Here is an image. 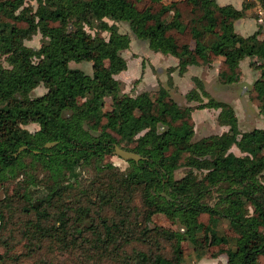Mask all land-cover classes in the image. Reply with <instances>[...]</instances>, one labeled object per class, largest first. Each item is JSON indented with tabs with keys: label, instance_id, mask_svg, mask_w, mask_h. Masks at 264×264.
Listing matches in <instances>:
<instances>
[{
	"label": "trees",
	"instance_id": "1",
	"mask_svg": "<svg viewBox=\"0 0 264 264\" xmlns=\"http://www.w3.org/2000/svg\"><path fill=\"white\" fill-rule=\"evenodd\" d=\"M28 1L0 0V57L6 61L0 63V178L19 164L24 153L40 160L54 182L47 195L23 208L34 217L21 230L26 254L57 249L76 259L74 264H92L91 260L184 264L181 244L194 240L198 227H204L211 246L228 243L224 234L209 228V221L217 216L240 231L234 246L224 249L227 264H258L264 255V128L240 130L233 107L209 98L204 106L219 108L218 121L227 129L196 145L189 142L190 106H180L163 87L153 97L146 91L125 96L111 113L103 111L104 98L120 90L114 75L126 68L121 52L129 37L115 21L105 19L116 14L125 20L136 17L132 27L136 36L154 51L177 57L180 71L192 57L197 60L207 51L223 57L219 77L231 83L239 76L241 61L252 58L260 68L256 97L264 96V29L259 24L247 36L234 31V21L249 13L255 0H245L240 9L215 0H34L35 5ZM182 5L189 9L185 17ZM166 12H172L169 20ZM103 30L107 36L99 32ZM36 32L43 38L41 45H26L24 40ZM70 61H92L91 74L70 67ZM40 83L46 92L32 97L30 91ZM186 97L201 100L194 89ZM32 121L39 125L36 131L21 127ZM50 141L55 143L45 146ZM122 141L133 142L126 148L143 156L139 161L129 159L133 170L119 184L132 185L131 180L136 186L142 184V207L130 206L123 189L112 185L101 189L105 184L97 177L83 191L86 205L66 202L60 208L55 197H61L59 180L65 171L110 153ZM232 145L241 154L233 153ZM181 164L204 172L198 178L189 168L182 178L173 179ZM221 184L226 185L219 198L222 205L203 201ZM5 203L0 200V228L5 223ZM247 203L253 206L251 214L246 212ZM113 212L117 218L110 215ZM159 213L176 217L184 230L153 223V215ZM205 214L207 224L201 221ZM76 215L80 218L74 219ZM6 241L0 237V246ZM162 241L170 242V254L164 253ZM9 249L10 243L0 251V264L11 260Z\"/></svg>",
	"mask_w": 264,
	"mask_h": 264
},
{
	"label": "rangeland",
	"instance_id": "2",
	"mask_svg": "<svg viewBox=\"0 0 264 264\" xmlns=\"http://www.w3.org/2000/svg\"><path fill=\"white\" fill-rule=\"evenodd\" d=\"M171 0H163L168 3ZM262 13L258 12V8L250 13L256 18L262 17L261 26H264V0H260ZM28 2L35 5L34 0ZM26 4V3H25ZM182 14L189 13L188 7L182 5ZM172 12H166L164 16L169 20ZM185 17V16H184ZM108 23L115 21L118 30L122 33H127L129 37L128 46L122 50L121 55L126 60V68L115 74L114 77L119 81L120 90L115 96H106L103 100V111L111 113L113 105L118 103L121 98L125 96H135L136 94L146 91L152 97L157 94V91L163 87L167 90L169 96L175 100L180 106H190V121L193 125V135L189 142L199 145L201 141L212 135L220 134L227 129L226 125L220 124L218 121L219 108L204 106V103L209 98L217 101L229 103L237 116L240 130H250L254 127L264 128V96L256 97L255 87L260 74L259 64L252 58H245L239 65V76L236 81L231 83H224L220 77L219 72L222 69V56L209 55L205 52L203 57L191 58L190 63L187 64L183 71H180L177 57L164 54L159 51L151 49L146 40L139 38L133 32L132 27L137 24V18L129 20L121 19L118 14L112 17H105ZM94 26L96 23H93ZM88 29V28H87ZM260 29V28H259ZM91 33L97 31L96 28L88 29ZM103 36H107V31H99ZM43 38L41 33L36 32L30 38L25 39L24 43L30 47L38 48L41 45ZM193 42V41H192ZM193 45V43H192ZM0 63L6 65L3 56L0 57ZM69 66L72 68H79L87 74L92 72V61H70ZM194 89L201 100H189L186 93ZM47 88L43 83L38 84L30 91V95L38 96L45 93ZM14 126V125H13ZM31 132L36 131L39 125L32 121L25 125H21ZM160 129L163 126L159 127ZM2 135V132L0 133ZM180 142V141H179ZM177 142V143H179ZM181 144V142L179 143ZM123 147L130 148L134 145L133 142L120 143ZM264 154V144H263ZM230 150L235 154H241L235 145H232ZM186 154H184L185 156ZM180 161L183 163L184 157ZM191 168L188 165L181 164L173 171V179L182 178L186 172ZM193 173L200 178L204 170L191 168ZM133 170L132 164L122 157L110 153L102 157H94L89 162L83 163L74 167L70 171H65V176L59 180L62 184L60 189L61 197H55V203L58 206L64 207V203L87 204V198L83 191L89 189V185L99 177V180L104 181L101 189L107 188L106 185H112V189H123L124 199H128L130 206L140 209L143 205L142 194L144 187L142 184L136 186L132 185L120 186V181L128 178V173ZM50 172L42 165L40 160L32 157L29 154H22L19 164L12 169L5 171L2 178H0V200H6L4 210L3 226L0 228V237L6 238V243L0 246V251H5L10 243L9 254L11 260L8 264H74L76 259L69 257L66 251L54 249L52 253L33 252L26 254L24 238L21 236L23 229L28 219L34 218L32 214L25 211L23 208L28 207L30 203H37L43 196L47 195L51 187L54 185L53 179L50 177ZM137 177V176H135ZM124 184V183H123ZM226 185L221 184L214 186L209 193L203 197V201L210 205L220 206L223 204L219 200L222 196ZM59 189V190H60ZM166 189H170L166 187ZM162 189L161 192H165ZM57 199V201H56ZM246 212L251 214L253 206L249 203L245 205ZM50 210V209H49ZM55 208H51L54 211ZM117 218V214L113 212L110 214ZM55 214L49 217V221H53ZM80 216H74V219H79ZM88 220V219H87ZM86 220V222H87ZM89 220H94V215L89 216ZM203 223H208L207 214L201 218ZM152 222L163 225L171 229L184 230V226L180 224L178 219L174 216L165 214L153 215ZM209 228L215 229L219 234H224L227 239V244H220L211 246L208 240L204 237L206 230L204 227H198L195 230V235L192 237L194 244L197 245L198 252L192 246L193 243L185 242L181 244L180 251L184 264H194L198 259V253H207L209 256H219L218 264H227V255L224 249L233 247L240 231L229 222L228 219L222 217H213L209 221ZM207 239H210V232L208 231ZM164 246V253L167 255L172 251L170 242L162 241ZM211 254V255H210ZM19 256L18 259H15ZM68 257V258H67ZM67 258V259H66ZM90 263L95 264L94 261ZM258 264H264V255L258 261Z\"/></svg>",
	"mask_w": 264,
	"mask_h": 264
},
{
	"label": "crops",
	"instance_id": "3",
	"mask_svg": "<svg viewBox=\"0 0 264 264\" xmlns=\"http://www.w3.org/2000/svg\"><path fill=\"white\" fill-rule=\"evenodd\" d=\"M245 0H215V2L218 5H233L235 8L240 9L242 7V3ZM260 0H255L254 5L248 9L249 13H246L244 16L236 19L234 21V31L240 35L247 36L252 33H254L258 29V25L262 21V17L256 18L253 15H250V13L255 11V8H258V12L261 14V6H260ZM264 29V26H262V31ZM199 251V250H198ZM197 251V252H198ZM198 259L194 264H218L217 261L219 259V256H209V254L201 253L199 252L198 254Z\"/></svg>",
	"mask_w": 264,
	"mask_h": 264
},
{
	"label": "water",
	"instance_id": "4",
	"mask_svg": "<svg viewBox=\"0 0 264 264\" xmlns=\"http://www.w3.org/2000/svg\"><path fill=\"white\" fill-rule=\"evenodd\" d=\"M54 143H55V141H50V142L45 143V146H51ZM24 147H25V145L20 146L19 150L24 148ZM112 153L122 157L125 160L131 159V160H134V161H139L140 159L143 158V156L140 155L139 153H137V152H135L133 150L124 148V147H122V146H120V145H118L116 143L113 145ZM161 194L164 195V196L166 195L165 192H161Z\"/></svg>",
	"mask_w": 264,
	"mask_h": 264
}]
</instances>
